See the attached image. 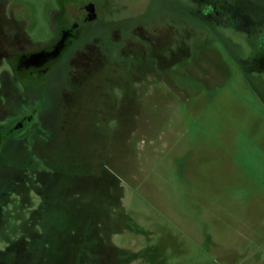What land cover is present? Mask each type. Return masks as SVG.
Instances as JSON below:
<instances>
[{
    "label": "rangeland",
    "instance_id": "374dc122",
    "mask_svg": "<svg viewBox=\"0 0 264 264\" xmlns=\"http://www.w3.org/2000/svg\"><path fill=\"white\" fill-rule=\"evenodd\" d=\"M208 36L197 40L198 57L189 44V57L172 69L177 94L166 90L171 98L142 109L146 143L132 140L131 99L104 96L101 82L111 69L81 89L96 101L92 106L102 107L94 116L103 124L92 125L90 135L53 132L57 173L46 184L47 205L37 206L35 224L26 201L0 210L7 264L25 251L31 252L26 264H42L37 259L47 255L43 264H74L67 241L71 230L84 231L88 217L85 230L98 238L87 239V263L264 264V95ZM123 214L146 231L125 227ZM47 215L51 225L44 227ZM47 246L51 254L43 251Z\"/></svg>",
    "mask_w": 264,
    "mask_h": 264
},
{
    "label": "flooded vegetation",
    "instance_id": "af4514ba",
    "mask_svg": "<svg viewBox=\"0 0 264 264\" xmlns=\"http://www.w3.org/2000/svg\"><path fill=\"white\" fill-rule=\"evenodd\" d=\"M206 33L264 95V0H0V210L28 202L35 224L37 206L47 205L46 184L57 173L53 132L90 135L92 125L103 124L94 116L102 107L92 106L96 101L81 91L103 69L112 70L101 82L104 96L131 99L132 140L146 143L150 128L142 109L171 98L166 90L177 94L172 69L189 57V44L194 56L200 54L197 40L209 37ZM47 220L42 226L51 225L50 215ZM121 222L146 231L134 217L123 214ZM85 229L80 235L70 231L74 238L66 248L77 255L74 264H91L85 245L98 235ZM112 246L125 254L121 245ZM44 250L53 252L50 246ZM7 251L0 246V264H7ZM29 253L10 264H26ZM37 260L43 264L51 257Z\"/></svg>",
    "mask_w": 264,
    "mask_h": 264
}]
</instances>
